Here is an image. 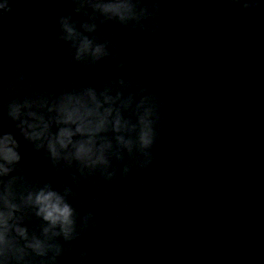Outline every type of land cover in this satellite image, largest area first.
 <instances>
[{
  "label": "water",
  "instance_id": "obj_1",
  "mask_svg": "<svg viewBox=\"0 0 264 264\" xmlns=\"http://www.w3.org/2000/svg\"><path fill=\"white\" fill-rule=\"evenodd\" d=\"M159 5L155 33L101 25L96 36L110 42L111 57L86 67L56 47L71 0H12V13L0 17V101L20 67L35 87L52 91L134 78L161 105L147 169L71 185L69 172L57 173L21 142L23 174L71 185L73 206L93 213L95 227L64 245L60 264H80L82 251L86 264H264V7ZM0 120L13 131L6 112Z\"/></svg>",
  "mask_w": 264,
  "mask_h": 264
},
{
  "label": "clouds",
  "instance_id": "obj_2",
  "mask_svg": "<svg viewBox=\"0 0 264 264\" xmlns=\"http://www.w3.org/2000/svg\"><path fill=\"white\" fill-rule=\"evenodd\" d=\"M73 14L59 17L56 47L71 63L95 67L111 57L110 42L96 33L101 25L118 24L132 30H159L150 23L159 15V0H71ZM247 11L264 7V0H231ZM12 0H0V17L12 13ZM75 17H83L74 19ZM44 55V50H38ZM121 70L125 65L119 63ZM0 101L13 131L0 120V264H60L66 244L95 227L94 216H81L71 203V185L99 174L105 182L132 166L147 169L159 138L161 105L140 81L110 79L102 87L88 85L61 91L35 87L20 67L6 85ZM21 142L47 160L57 173H70L71 185L23 174ZM126 160L128 162H126ZM119 162L122 169L114 165ZM39 221L38 227H30ZM61 240L63 243H61ZM87 252L80 253L86 264Z\"/></svg>",
  "mask_w": 264,
  "mask_h": 264
}]
</instances>
